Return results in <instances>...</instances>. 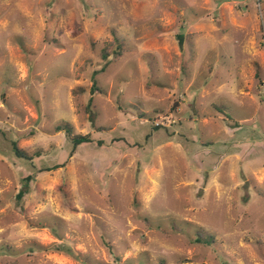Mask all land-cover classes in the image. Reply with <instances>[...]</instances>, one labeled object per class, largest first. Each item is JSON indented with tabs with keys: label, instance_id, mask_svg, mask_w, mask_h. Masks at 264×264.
<instances>
[{
	"label": "rangeland",
	"instance_id": "rangeland-1",
	"mask_svg": "<svg viewBox=\"0 0 264 264\" xmlns=\"http://www.w3.org/2000/svg\"><path fill=\"white\" fill-rule=\"evenodd\" d=\"M181 263L264 264V0H0V264Z\"/></svg>",
	"mask_w": 264,
	"mask_h": 264
},
{
	"label": "trees",
	"instance_id": "trees-1",
	"mask_svg": "<svg viewBox=\"0 0 264 264\" xmlns=\"http://www.w3.org/2000/svg\"><path fill=\"white\" fill-rule=\"evenodd\" d=\"M57 129H58V131L65 130L67 132V134L69 135V137L71 138V140L75 146H77L81 143H84V142H90L91 141L90 136H88V135L73 136L72 126L70 124L58 126ZM14 148H15L17 155H19L21 157H25L24 152L18 148L17 144H14ZM181 264H201V263H181Z\"/></svg>",
	"mask_w": 264,
	"mask_h": 264
}]
</instances>
